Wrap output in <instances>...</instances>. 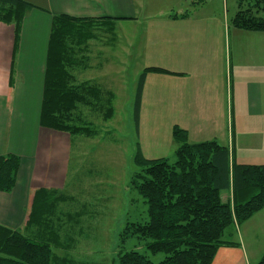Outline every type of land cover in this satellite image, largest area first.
<instances>
[{
    "label": "trees",
    "instance_id": "obj_1",
    "mask_svg": "<svg viewBox=\"0 0 264 264\" xmlns=\"http://www.w3.org/2000/svg\"><path fill=\"white\" fill-rule=\"evenodd\" d=\"M195 8L207 0H185ZM231 23L240 30L264 32V0H237ZM42 10L27 0H0V22L14 28L15 49L28 12ZM47 11V10H42ZM48 12V11H47ZM112 17L52 15L44 95L40 117L43 128L71 137L97 135L93 114L105 120L115 114V94L97 81H79L77 73L91 66L92 43L114 36ZM150 73H167L148 67L141 73L136 90L135 120L139 132L142 96ZM180 143L173 162L146 158L138 149L139 171L131 179L147 205V222L127 223L121 234L119 264H213L222 247L239 246L237 228L264 209V164L235 161L229 147L216 140L189 141L188 131L173 130ZM21 158L0 156V192L14 190ZM225 193L231 197L224 199ZM73 198L58 189L34 191L25 224L12 229L0 224V264H57L54 248H65L60 232L68 217L79 220V212L60 210ZM130 237L145 242L148 254L125 250ZM164 255L156 263L150 255ZM68 261L67 258H62ZM254 264H264V254Z\"/></svg>",
    "mask_w": 264,
    "mask_h": 264
},
{
    "label": "crops",
    "instance_id": "obj_2",
    "mask_svg": "<svg viewBox=\"0 0 264 264\" xmlns=\"http://www.w3.org/2000/svg\"><path fill=\"white\" fill-rule=\"evenodd\" d=\"M27 1L48 12L27 13L17 49L14 28L0 22V156L21 158L14 190L0 192V224L12 229L24 226L35 190L61 189L66 154L73 147L68 134L40 125L52 15L135 18L124 11L132 8L134 0ZM212 5L206 2L194 13L181 6L177 12L160 10L152 15L156 19L152 21V67L167 71L152 73L156 88L152 86V106L163 103L176 121L209 122L208 135L215 136L203 141L222 138L226 143H220L229 147L236 162L264 164L237 160L239 147L264 145V32L234 27L224 11L226 1L218 8ZM41 23L45 31L38 35ZM32 28L37 34L27 33ZM178 124L189 133L187 125ZM243 133L251 138L245 145L238 139ZM250 220L260 224L250 230L246 226ZM250 220L237 228L240 245L219 249L213 264L260 260L264 209Z\"/></svg>",
    "mask_w": 264,
    "mask_h": 264
},
{
    "label": "rangeland",
    "instance_id": "obj_3",
    "mask_svg": "<svg viewBox=\"0 0 264 264\" xmlns=\"http://www.w3.org/2000/svg\"><path fill=\"white\" fill-rule=\"evenodd\" d=\"M225 1L224 11L232 19L237 11V0H207V3L214 4L213 9L221 7V2ZM181 6L188 13H194L204 5L195 8L185 0H134L132 8L124 11L131 12L135 18L117 20L114 36H107L102 42H93V69L77 73L79 81H98L105 85L104 88L114 92L115 114L109 120L95 114L90 116L95 127H98L97 135L71 137L66 133L73 147L66 154L68 160L64 162L63 168L66 178L59 190L73 199L63 203L60 210L65 213L79 212L77 217L80 218L75 224L74 220L63 217L66 224L60 233L65 248H54L60 257L57 264H119L121 234L127 223L149 220L144 199L131 186L134 173L139 171L134 160L138 149L146 158H166L173 162L180 145L173 136L178 123L189 127L191 143L215 136L208 135L211 131L209 122L176 121L166 112L163 103L152 106V86L155 88L152 73L146 79L137 131V84L141 73L152 67V21L156 20L152 15L160 10L177 12ZM44 26L43 23L38 24V35L44 34ZM34 29H27V33L37 34ZM218 139L226 143V140ZM238 139L239 143L245 145L251 138L245 137L243 133ZM255 145L246 149L239 147L237 160L264 161V145ZM231 195L225 193L224 199L227 200ZM259 224L258 221L250 220L246 226L251 230ZM123 247L125 250L136 249L148 254L145 242L135 237L128 238ZM150 258L158 263L164 259V255H150Z\"/></svg>",
    "mask_w": 264,
    "mask_h": 264
}]
</instances>
